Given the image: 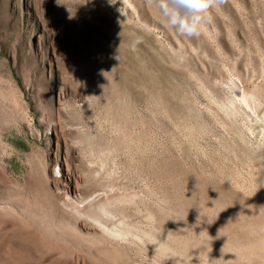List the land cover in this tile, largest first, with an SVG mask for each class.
I'll return each mask as SVG.
<instances>
[{
	"label": "rangeland",
	"instance_id": "obj_1",
	"mask_svg": "<svg viewBox=\"0 0 264 264\" xmlns=\"http://www.w3.org/2000/svg\"><path fill=\"white\" fill-rule=\"evenodd\" d=\"M263 92L264 0H0V264H264ZM105 198L107 232L70 231Z\"/></svg>",
	"mask_w": 264,
	"mask_h": 264
},
{
	"label": "bare ground",
	"instance_id": "obj_2",
	"mask_svg": "<svg viewBox=\"0 0 264 264\" xmlns=\"http://www.w3.org/2000/svg\"><path fill=\"white\" fill-rule=\"evenodd\" d=\"M126 4V3H125ZM233 77V76H232ZM237 77V76H236ZM210 79V78H209ZM229 79H230V77H229ZM239 79H243V78H238V79H230V82H229V80H228V83H230L229 85V87H230V90H228L229 92L228 93H230V91H232V92H234L235 93V96L237 95V98H238V103H235L233 106H231V105H229V103L228 104H225V105H229L228 107H230V108H226V110H227V112L229 113V115L231 116V118H232V115H234V114H236V115H243V117L244 118H246L247 120H248V118L249 117H251L250 116V113H249V110L250 111H254V110H256V109H258V107H259V102H261L260 101V99H262L263 97L260 95V93H258V92H254V91H251V90H248L247 88L245 89L240 83H239ZM246 80V79H245ZM241 82H244V81H242L241 80ZM199 83V82H198ZM215 83H217L216 81H215ZM202 84V83H201ZM207 84V83H206ZM220 85V84H219ZM215 86V85H214ZM216 87H220V86H217L216 85ZM228 87V88H229ZM209 90H210V88H209ZM215 90H217V88L216 89H214V91ZM227 91V90H226ZM264 93V92H263ZM205 95V94H204ZM228 96H229V94H228ZM262 97V98H261ZM229 98H231V97H229ZM233 98H234V96H233ZM68 101V100H67ZM236 102V101H235ZM234 103V102H233ZM61 104H63V102L61 103ZM65 104H66V102H65ZM67 104H68V102H67ZM231 104V103H230ZM62 107V106H61ZM223 107H224V104H223ZM63 109H64V105H63ZM58 114H60V113H58ZM228 115V116H229ZM264 116V115H263ZM242 117V118H243ZM191 118V117H190ZM255 118V117H254ZM259 118V117H258ZM233 119V118H232ZM235 120V119H234ZM245 120V119H244ZM241 121V120H240ZM249 121V120H248ZM235 122V121H234ZM250 122V121H249ZM237 124V123H236ZM264 125V124H263ZM234 126V125H233ZM261 126V125H260ZM234 127H236V126H234ZM262 127V126H261ZM54 129V128H53ZM56 129V128H55ZM240 130H241V128H239ZM55 131V130H54ZM62 132V131H61ZM59 133V132H58ZM241 134V133H240ZM242 135V134H241ZM63 137V136H62ZM263 138V137H262ZM65 140V139H64ZM247 140V139H246ZM258 147H260L259 145H258ZM69 148V147H68ZM260 151H261V149H260ZM66 153V152H65ZM109 156V155H108ZM66 159H68V158H66ZM65 159V160H66ZM264 160V159H263ZM58 159L57 158H55V160L53 161V164H51V166L49 165L48 166V170H50V167H53V168H56V171L57 172H55V171H53V173L52 174H50V171L48 172V174H49V177L47 178L48 179V186H50V187H52V190H53V192L51 191V193H53L54 195H56V194H58L59 192H61V191H64L65 192V194H66V196H65V200L68 202V203H70L71 201L70 200H72V199H70V196L71 195H73V196H75L76 195V193H77V189H79V186L77 185V183H76V181L75 180H73V178L75 177V176H73L72 175V173H71V171H70V167H69V165H67L66 163V168H65V174H61L60 172H58V169H59V171H61L62 170V166L60 165V164H58ZM82 166H83V164H82ZM53 170V169H52ZM76 170V169H75ZM88 170V169H87ZM84 179V178H83ZM72 180H73V183H72ZM88 180V179H87ZM94 180V179H93ZM92 182V181H91ZM94 182V181H93ZM92 182V183H93ZM83 183V182H82ZM85 184H88V182L87 183H85ZM89 185V184H88ZM95 186V188H97L96 187V185H94ZM94 186H93V188H94ZM85 187V186H84ZM92 187V186H91ZM92 188V189H93ZM98 188H103L102 186L100 187V186H98ZM87 189H89V187L87 188ZM84 190V189H83ZM82 190V191H83ZM90 190H91V188H90ZM94 190V189H93ZM92 190V191H93ZM96 191L95 192H93V193H96V192H99L100 190L98 189H95ZM87 191H89V190H87ZM102 191V190H101ZM106 193V192H105ZM60 194V193H59ZM63 194V193H62ZM107 194V193H106ZM106 194H104V195H106ZM53 195V196H54ZM104 195H102V196H104ZM57 196V198H58V195H56ZM91 196V195H90ZM112 196V195H111ZM60 197V196H59ZM61 197H64L63 195L61 196ZM76 197V196H75ZM121 197H123V195H121ZM84 197H82L81 198V200L83 199ZM87 198V197H86ZM96 198V197H95ZM98 198V197H97ZM104 198V197H103ZM110 198V197H109ZM108 198V199H109ZM124 198H125V196H124ZM76 199V198H75ZM88 200H89V197L87 198ZM86 199V200H87ZM112 199V200H111ZM110 200H107V198H105V200L103 201V202H97V203H91L90 201H89V203H88V201H87V203H85L84 202V204L85 205H83L84 207L86 206V208H85V210L86 211H84V210H80L79 208H77V207H80L78 204H77V206L74 204V207H76V209L74 208L73 209V213H72V215L75 217V222H74V224L71 226V228L72 229H70V231L71 230H73L76 234H78V235H81L82 236V232H87V231H90V230H95V231H98L99 229L100 230H102L103 232H107L106 231V227H104V225L106 224V226H108V223H106L108 220H110L109 218H108V220L106 219L108 216H110V215H108L109 214V208H108V206H109V204H111V202H113V201H116L117 199L116 198H111ZM119 199H120V197H119ZM64 200V199H63ZM78 200V199H77ZM72 201H74V200H72ZM96 201V200H95ZM75 202V201H74ZM77 202V201H76ZM80 204V203H79ZM82 204V203H81ZM112 205V204H111ZM110 205V206H111ZM64 206H66V205H64ZM72 206H73V204H72ZM24 207H26V206H24ZM57 209H59V210H62V209H64V208H66V207H63L62 205H60V204H57ZM82 207V206H81ZM16 208H18V207H16ZM22 208V207H21ZM14 210V209H13ZM28 211V210H27ZM26 211V212H27ZM30 212H32L31 210H29ZM16 211H14V213H15ZM23 212V211H22ZM69 212V211H68ZM26 215H27V213H25ZM69 214H70V212H69ZM111 215H115V214H112V213H110ZM126 214V213H125ZM30 215V214H29ZM69 216V215H68ZM105 216V217H104ZM107 216V217H106ZM125 216V215H124ZM73 217V218H74ZM102 217H104V219H106V222H105V224L103 225L102 223ZM24 218H25V216H24ZM86 220V222H87V224L89 225V226H87V225H85V224H81V227H79V226H77L76 225V221H80V220ZM113 219V218H112ZM111 219V220H112ZM23 220H26V219H23ZM105 221V220H104ZM122 221V220H121ZM120 221V222H121ZM67 222V221H66ZM108 222H111V221H108ZM115 222V221H114ZM123 223L125 222V221H122ZM69 223V222H68ZM78 223V222H77ZM83 223H84V221H83ZM112 223V222H111ZM110 223V224H111ZM119 223V222H118ZM129 223V222H128ZM128 223H125L126 225H128ZM120 224V223H119ZM118 224V225H119ZM70 225V224H69ZM113 225H115V224H113ZM124 225V224H123ZM117 226V225H116ZM259 226V225H258ZM257 226V227H258ZM260 226L262 227L261 228V230H264V228H263V225L262 224H260ZM259 226V227H260ZM67 227H69V226H67ZM109 227H110V225H109ZM112 227H114V226H112ZM128 227H130V229H131V225H129ZM128 227H121V224H120V227L119 228H116V229H110V231L108 232V233H106V235H111L110 236V238L111 237H113L114 238V236L115 237H122V236H125V235H127L128 233H129V231H130V229L128 228ZM255 228V229H260V228ZM70 228V227H69ZM68 228V229H69ZM99 228V229H98ZM111 228V227H110ZM133 228V227H132ZM138 228V227H137ZM251 229L252 228H250V232H251ZM138 230V229H137ZM253 230H254V228H253ZM261 230H255V231H257V233H260V234H262L263 233V231H262V233H261ZM72 231V232H73ZM99 232H101V231H99ZM102 232V233H103ZM63 233V232H62ZM132 233H133V231H132ZM134 233H136V232H134ZM252 233V232H251ZM94 234V233H93ZM104 234V236L106 237V235H105V233H103ZM102 234V235H103ZM252 234H254V233H252ZM251 234V236H253ZM264 234V233H263ZM84 235V234H83ZM87 235H89V232L87 233ZM256 235V237L255 238H258V236H257V234H255ZM259 235V234H258ZM96 236V235H95ZM98 236V235H97ZM128 236V235H127ZM130 236V235H129ZM146 236V235H145ZM109 237V236H108ZM149 237H151V236H149ZM263 237H264V235H263ZM262 236H261V238H260V235H259V240L261 241V239L263 238ZM97 238V237H96ZM100 238V237H99ZM128 238V237H127ZM249 238V237H248ZM253 238V237H252ZM106 239V238H105ZM104 239V240H105ZM118 239V238H117ZM117 239H115L116 241H117ZM120 239V238H119ZM129 239V238H128ZM257 239V240H258ZM112 240V239H111ZM252 241H256V239H251ZM263 240V242H261L260 243V241L258 242L259 243V246L261 247V245H263L264 246V239H262ZM97 241H99V240H97ZM120 240H118V242H119ZM124 241V240H123ZM247 241V240H246ZM102 242V241H101ZM107 242V241H106ZM113 242H114V240H113ZM121 242H122V240H121ZM125 242V241H124ZM129 242V241H128ZM117 243V242H116ZM248 243V242H247ZM247 243H245V245L247 246ZM253 243L254 242H252V245H250L251 246V248L252 249H250V250H253L254 252L256 251V253L255 254H257V250L259 251V249L258 248H260L259 246H256V245H258L257 243H255V246L256 247H258L257 248V250H254L253 248L255 247L254 245H253ZM119 244V243H118ZM244 245V244H243ZM114 246V245H113ZM246 246L244 247V248H246ZM250 246H247V248H250ZM254 246V247H253ZM263 246H262V249H261V251H262V253H264V248H263ZM119 247V246H118ZM243 247H241V248H243ZM160 248V247H159ZM163 248H167V246L166 247H163ZM244 249V251L246 252V250H248V249ZM168 249H170V248H167V251H168ZM165 250V249H164ZM171 250V249H170ZM169 250V251H170ZM168 251V253H170V252H173V251H170L169 252ZM114 252H116V251H114ZM250 253H252V251H249ZM248 252V254H246V255H249V256H251L250 255V253ZM247 253V252H246ZM173 254V253H172ZM245 254V253H244ZM254 254V255H255ZM242 255V254H241ZM245 255V256H246ZM253 255V256H254ZM232 256V255H231ZM244 256V255H243ZM249 256H246V257H249ZM256 256V255H255ZM260 256V254L258 255L257 254V256H256V258L257 257H259ZM252 257V256H251ZM250 257V258H251ZM238 258V257H237ZM254 258V257H253ZM260 258V257H259ZM261 258H264V256H261Z\"/></svg>",
	"mask_w": 264,
	"mask_h": 264
},
{
	"label": "clouds",
	"instance_id": "obj_3",
	"mask_svg": "<svg viewBox=\"0 0 264 264\" xmlns=\"http://www.w3.org/2000/svg\"><path fill=\"white\" fill-rule=\"evenodd\" d=\"M215 0H185V4L189 5L192 9L197 12L206 11L211 5H213ZM201 20L200 16H195L192 19V27L189 28V32L195 30V25L198 24ZM175 22V21H174ZM186 21H181V27H187Z\"/></svg>",
	"mask_w": 264,
	"mask_h": 264
}]
</instances>
